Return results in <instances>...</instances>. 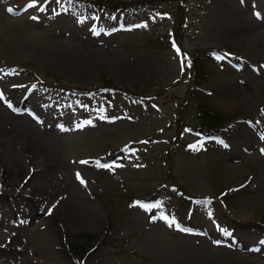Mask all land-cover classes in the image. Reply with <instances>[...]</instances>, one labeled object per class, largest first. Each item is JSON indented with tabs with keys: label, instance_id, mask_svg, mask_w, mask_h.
<instances>
[{
	"label": "rangeland",
	"instance_id": "374dc122",
	"mask_svg": "<svg viewBox=\"0 0 264 264\" xmlns=\"http://www.w3.org/2000/svg\"><path fill=\"white\" fill-rule=\"evenodd\" d=\"M25 1L0 0V264H45L44 233L55 264H244L247 251L217 242L232 233L250 247L254 230L264 232V0H188L183 46L223 57L203 87L218 91L224 123L200 155L185 142L171 149L179 117L187 139L202 121L186 105L191 76L167 41L180 0H123L117 11L52 0L34 19L8 11L6 2ZM37 29L48 38L27 49ZM66 130L87 139V163H43L39 148ZM243 154L261 160L246 164ZM176 185L196 197L192 209ZM224 188L228 207L216 198Z\"/></svg>",
	"mask_w": 264,
	"mask_h": 264
},
{
	"label": "bare ground",
	"instance_id": "6f19581e",
	"mask_svg": "<svg viewBox=\"0 0 264 264\" xmlns=\"http://www.w3.org/2000/svg\"><path fill=\"white\" fill-rule=\"evenodd\" d=\"M49 1L50 0H37V6H30V5H33V0H27L22 5H14V4H11L10 2H6V5H7V9L12 8L13 12H17L18 9L26 6V8L22 9L19 12L20 18L34 19L36 15L40 13L41 4L45 2H49ZM13 12H10V13H13ZM47 38L48 36L45 31L37 29V32H33L32 35H30V37L27 40H25L24 45L27 49H30L31 46L39 44L40 41H44ZM32 111L34 112H32L31 115L32 117H35L38 113L34 109H32ZM109 121L110 120L108 121L104 120L103 126L104 127L109 126L106 123ZM114 125L116 128L118 127L117 123H115ZM75 128H77L76 125H75ZM111 133H115V132L111 130L109 131L108 129H104V131L102 130V135L111 134ZM57 140H58L57 142L50 144L48 147H46L45 145H42V148L41 147L39 148V150L41 149L43 163H46V164L49 163L50 165L51 164L55 165L61 162L65 163L67 159L66 155L68 156L69 159H72L74 162L81 163V161L87 160L88 155L82 154L83 152L79 146V143L87 141L86 138H83L81 133L78 135L76 134L73 135L70 130H66V134H64L63 138L57 139ZM243 155H244V158H245L244 161L246 164H249L252 162L257 163L258 160H261L259 159L260 157L256 155H246V154H243ZM227 167L232 168L231 170H234V169L236 170L240 167V165L235 164L233 162H227ZM244 232L241 233L242 236H245ZM38 234L40 235L41 232L38 231ZM252 235L254 237H258L257 240L264 241V232L256 231ZM210 236L211 234H208V236L205 238H208ZM4 239L5 237H4L2 228L0 227V242L3 241ZM51 239L52 238L48 234L44 233V236L38 240L40 243V250L39 252L37 251V258L40 259L45 264H55L60 261V259H58L57 257L56 251L52 249L53 244H52ZM214 239L217 240L216 238ZM240 240H242V238L240 239L238 237V239L234 240V243L238 245H242V243L239 244ZM238 255L244 264H264V260H262L261 258L264 255V249H262L260 253L257 251H254V252L250 251L248 254L239 253Z\"/></svg>",
	"mask_w": 264,
	"mask_h": 264
},
{
	"label": "snow or ice",
	"instance_id": "6c2138e0",
	"mask_svg": "<svg viewBox=\"0 0 264 264\" xmlns=\"http://www.w3.org/2000/svg\"><path fill=\"white\" fill-rule=\"evenodd\" d=\"M30 6H37V0H33V5H30ZM8 11L9 12H13V9L12 8H8ZM218 58L219 59H223V57H218ZM188 66H190V61L188 62ZM0 97H2V93H0ZM88 123H91V121H89ZM262 138H264V136H262ZM261 151L264 152V149H261ZM81 163H87V162L86 161H81ZM100 166L101 167H108V165H100ZM77 175H78V178H79V174H77ZM141 206L145 207L146 209L151 207L150 205H141ZM170 226H171V224H170ZM217 243H219V242H217Z\"/></svg>",
	"mask_w": 264,
	"mask_h": 264
},
{
	"label": "trees",
	"instance_id": "16d2710c",
	"mask_svg": "<svg viewBox=\"0 0 264 264\" xmlns=\"http://www.w3.org/2000/svg\"><path fill=\"white\" fill-rule=\"evenodd\" d=\"M140 1H147V0H140ZM210 119V116H208L207 118H206V120H207V125H210V122L208 121Z\"/></svg>",
	"mask_w": 264,
	"mask_h": 264
}]
</instances>
